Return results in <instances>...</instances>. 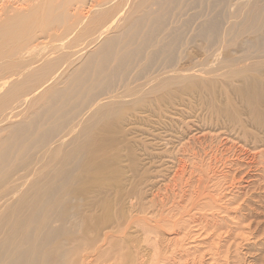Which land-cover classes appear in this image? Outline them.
<instances>
[{"label":"rangeland","instance_id":"1","mask_svg":"<svg viewBox=\"0 0 264 264\" xmlns=\"http://www.w3.org/2000/svg\"><path fill=\"white\" fill-rule=\"evenodd\" d=\"M10 1L8 13L29 17L30 7L42 3ZM58 1L65 4L66 21L52 31L36 29L29 56L59 47L81 50L86 54L72 66L78 69L102 44L92 42L96 34L86 27L99 10L94 12L95 3ZM139 1L134 0L135 8ZM155 1L152 26L172 29L150 68L174 70L184 78L161 91L134 90L114 114L94 121L88 134L87 126L76 131L77 141L85 140L81 164L89 166L74 201V187L68 188L65 208H86L89 202L92 211L85 213L115 220L108 221H114L110 230L124 246L116 264H264V0ZM55 36L66 41L50 40ZM73 43L78 49L67 48ZM142 78H152L150 69ZM5 124L0 129L15 127ZM37 132L35 126L25 131L27 146L3 167L2 174H27L17 183L21 191L54 175V162L47 169L42 162L31 164L45 144ZM12 133L1 134L7 139Z\"/></svg>","mask_w":264,"mask_h":264},{"label":"bare ground","instance_id":"2","mask_svg":"<svg viewBox=\"0 0 264 264\" xmlns=\"http://www.w3.org/2000/svg\"><path fill=\"white\" fill-rule=\"evenodd\" d=\"M76 1L84 6L95 3L92 8L99 12L89 24H85L96 34L92 37L96 41L92 42H102L99 50L92 52L89 61L83 59V67L79 65L78 69L72 66L86 54L80 50L82 46L80 51L76 50L79 43L67 47L75 49L71 50L73 53L59 47L46 54L40 52L38 56H29L33 50L30 47L38 39L30 42L36 29L52 31L66 21L67 12L62 10L64 3L42 0L36 7L34 5V9L30 7L33 12L30 11L29 17L16 11L8 13L11 5L7 0H0V12L4 14H0V93L3 92L0 96V126L28 116L16 126L10 125L15 126L12 138L9 134L5 139L1 134L12 132L8 126L0 129V144L7 145L0 147V264H109L112 261L116 264L123 256L124 246L123 240L118 237L115 240V232L110 230L108 223L115 220L108 222L106 215V218L98 217L100 215L96 213L89 215L92 211L89 202L86 204L88 213L84 212L85 206L75 205L72 210L65 208L68 188L74 187L70 194L74 201L86 183L84 178L89 166L88 163L81 164L80 154L85 150V140L77 141L76 131L87 126L85 133L88 134L94 121L114 114L123 103H127L126 99L134 90L154 86L161 91L184 78L174 70L161 73L158 68H150V60L159 56L167 46L172 29L171 26L163 29L152 26L155 22L153 0H140L138 5L135 4L136 8L134 0ZM130 8L135 9L134 13L127 15ZM79 20L82 24L85 22ZM252 20L257 22L255 15ZM69 33L67 31L65 37L70 38ZM59 36L50 40L61 42L65 39ZM149 69L152 78H142ZM138 82L141 83L132 87ZM36 109L41 110L32 115ZM23 123H28V127L25 128ZM50 125L53 126L46 128ZM34 126L45 144L33 155L31 164L42 162L47 169L54 162V175L46 179L48 183L31 185L21 191L17 183L21 184L27 174L13 176L7 171L2 174V171L16 152H23L30 137L25 131ZM91 229L95 235L94 232L91 235Z\"/></svg>","mask_w":264,"mask_h":264}]
</instances>
